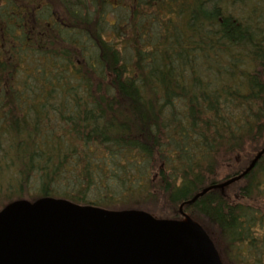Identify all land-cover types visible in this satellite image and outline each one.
<instances>
[{
	"label": "trees",
	"instance_id": "1",
	"mask_svg": "<svg viewBox=\"0 0 264 264\" xmlns=\"http://www.w3.org/2000/svg\"><path fill=\"white\" fill-rule=\"evenodd\" d=\"M264 148V0H0V209L180 219ZM183 211L264 264V154Z\"/></svg>",
	"mask_w": 264,
	"mask_h": 264
},
{
	"label": "water",
	"instance_id": "2",
	"mask_svg": "<svg viewBox=\"0 0 264 264\" xmlns=\"http://www.w3.org/2000/svg\"><path fill=\"white\" fill-rule=\"evenodd\" d=\"M263 154L264 148L241 174L184 202L180 219L63 198L14 200L0 209V264H223L211 236L183 206L242 179Z\"/></svg>",
	"mask_w": 264,
	"mask_h": 264
},
{
	"label": "rangeland",
	"instance_id": "3",
	"mask_svg": "<svg viewBox=\"0 0 264 264\" xmlns=\"http://www.w3.org/2000/svg\"><path fill=\"white\" fill-rule=\"evenodd\" d=\"M143 210V209H142ZM146 211V210H145ZM148 212V211H147Z\"/></svg>",
	"mask_w": 264,
	"mask_h": 264
}]
</instances>
